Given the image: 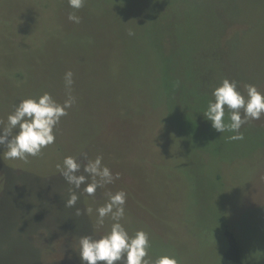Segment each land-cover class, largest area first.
I'll list each match as a JSON object with an SVG mask.
<instances>
[{
    "label": "rangeland",
    "instance_id": "374dc122",
    "mask_svg": "<svg viewBox=\"0 0 264 264\" xmlns=\"http://www.w3.org/2000/svg\"><path fill=\"white\" fill-rule=\"evenodd\" d=\"M68 70L76 103L55 142L0 158V264H81L79 239L110 230L96 209L121 190L153 260L222 264L230 229L245 264H264V115L234 141L203 114L225 78L264 92V0H0V121L45 92L63 103ZM98 155L119 179L66 207L57 166Z\"/></svg>",
    "mask_w": 264,
    "mask_h": 264
},
{
    "label": "clouds",
    "instance_id": "9594fccd",
    "mask_svg": "<svg viewBox=\"0 0 264 264\" xmlns=\"http://www.w3.org/2000/svg\"><path fill=\"white\" fill-rule=\"evenodd\" d=\"M68 4L70 8L79 10L85 0H68ZM68 19L76 24L81 21L75 11L69 13ZM129 35L134 33L129 31ZM63 79L68 90V97L63 103L45 92L38 97L22 99L8 115L6 123L0 121V148H3L0 158L27 162L28 157L38 156L44 148L55 142L56 126L76 103V97L71 93L74 73L66 71ZM212 95L215 100L208 103L203 112L204 117L216 131L234 133L229 137L231 140H243L240 131L242 126L264 115V92L255 85H245L244 91H241L237 81L225 78ZM225 106L229 110V122L225 121ZM57 167L65 181L73 186L70 197L65 201L66 207L76 206L79 200L77 190L93 196L98 188H104L119 179V173L113 174L99 155L95 159H88L83 165L78 157L66 156L62 165ZM126 199L127 193L123 190L107 193V202L96 209L95 225L103 227L108 218L112 221L110 230L99 238L89 235L79 239L77 253L81 264H179L177 257L170 254L160 255L153 260L149 255L151 240L145 230L129 233L123 223ZM85 211L91 215L93 209L88 207ZM81 214L82 211L77 208L76 215Z\"/></svg>",
    "mask_w": 264,
    "mask_h": 264
},
{
    "label": "trees",
    "instance_id": "16d2710c",
    "mask_svg": "<svg viewBox=\"0 0 264 264\" xmlns=\"http://www.w3.org/2000/svg\"><path fill=\"white\" fill-rule=\"evenodd\" d=\"M225 235L228 246L222 256V264H245L242 258L241 246L235 233L230 229H226Z\"/></svg>",
    "mask_w": 264,
    "mask_h": 264
}]
</instances>
